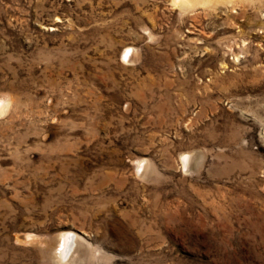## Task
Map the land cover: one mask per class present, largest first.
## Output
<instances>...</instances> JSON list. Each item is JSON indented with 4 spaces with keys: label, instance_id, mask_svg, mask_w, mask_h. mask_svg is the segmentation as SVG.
<instances>
[{
    "label": "rangeland",
    "instance_id": "374dc122",
    "mask_svg": "<svg viewBox=\"0 0 264 264\" xmlns=\"http://www.w3.org/2000/svg\"><path fill=\"white\" fill-rule=\"evenodd\" d=\"M0 264H264V0H0Z\"/></svg>",
    "mask_w": 264,
    "mask_h": 264
},
{
    "label": "bare ground",
    "instance_id": "6f19581e",
    "mask_svg": "<svg viewBox=\"0 0 264 264\" xmlns=\"http://www.w3.org/2000/svg\"><path fill=\"white\" fill-rule=\"evenodd\" d=\"M178 3L180 2L182 5H189V4H191L192 3V1L193 0H176ZM69 239H66V244H64L65 245V247H67V245H69ZM73 253V252H72ZM72 256V255H71Z\"/></svg>",
    "mask_w": 264,
    "mask_h": 264
}]
</instances>
